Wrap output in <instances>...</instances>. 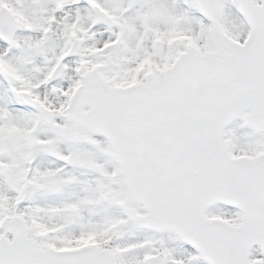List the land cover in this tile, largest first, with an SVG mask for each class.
Masks as SVG:
<instances>
[{
	"label": "snow or ice",
	"instance_id": "6c2138e0",
	"mask_svg": "<svg viewBox=\"0 0 264 264\" xmlns=\"http://www.w3.org/2000/svg\"><path fill=\"white\" fill-rule=\"evenodd\" d=\"M0 264H264V0H0Z\"/></svg>",
	"mask_w": 264,
	"mask_h": 264
}]
</instances>
